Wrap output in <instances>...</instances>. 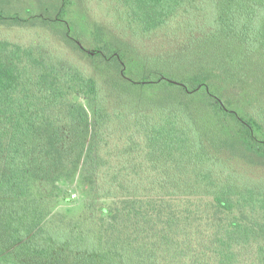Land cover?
<instances>
[{
  "label": "trees",
  "instance_id": "trees-1",
  "mask_svg": "<svg viewBox=\"0 0 264 264\" xmlns=\"http://www.w3.org/2000/svg\"><path fill=\"white\" fill-rule=\"evenodd\" d=\"M0 1V264H264V0Z\"/></svg>",
  "mask_w": 264,
  "mask_h": 264
},
{
  "label": "rangeland",
  "instance_id": "rangeland-1",
  "mask_svg": "<svg viewBox=\"0 0 264 264\" xmlns=\"http://www.w3.org/2000/svg\"><path fill=\"white\" fill-rule=\"evenodd\" d=\"M9 1V6H7L6 10H10L11 13L18 15L32 14V12H36L38 7H41V0ZM71 1L72 0H70L69 10H71L72 12L74 10L78 14V16L81 15L82 10L78 5H75L76 2L78 4V0H73V4L71 3ZM0 3L4 4L2 1H0ZM87 4L92 10L89 12L90 14L92 13V19H101L105 22L111 23L116 28L117 26L118 28L122 26V23L124 21V11L120 8L115 0H100L99 7H92L93 2H88ZM81 16L84 15L82 14ZM184 17L185 13L178 12L176 15L169 19V23H167L165 29H167V27L173 28L174 26L180 25L184 20ZM68 22L70 23V21ZM36 30L37 29L35 26L27 28L18 25H0V37L6 36L12 39L25 38L23 40H27L30 37H35L37 32ZM161 32L162 31H160V33ZM79 42L85 49H87L88 51H92L91 48H88L89 46L87 45L86 41L80 40ZM72 99L75 101H79L84 105L86 104L82 96H74ZM55 194L56 197H54V200L52 202V209L66 219H73L78 217L80 214L86 211L89 206L94 205L98 208L100 206H108L111 202L110 199L94 198L89 187L85 186V184L82 183L80 174L78 172L74 175L73 178L60 183L59 188L55 190Z\"/></svg>",
  "mask_w": 264,
  "mask_h": 264
}]
</instances>
